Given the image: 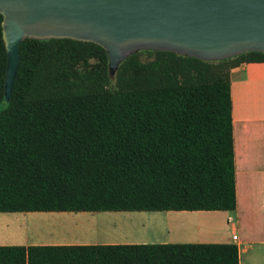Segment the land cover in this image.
<instances>
[{
    "label": "trees",
    "instance_id": "1",
    "mask_svg": "<svg viewBox=\"0 0 264 264\" xmlns=\"http://www.w3.org/2000/svg\"><path fill=\"white\" fill-rule=\"evenodd\" d=\"M0 14V212L235 210L232 69L142 49L110 71L72 38L20 44L6 101ZM0 264H240L235 243L0 245Z\"/></svg>",
    "mask_w": 264,
    "mask_h": 264
},
{
    "label": "water",
    "instance_id": "2",
    "mask_svg": "<svg viewBox=\"0 0 264 264\" xmlns=\"http://www.w3.org/2000/svg\"><path fill=\"white\" fill-rule=\"evenodd\" d=\"M11 100L27 38H72L103 46L115 74L142 49L204 60L264 52V0H0Z\"/></svg>",
    "mask_w": 264,
    "mask_h": 264
},
{
    "label": "crops",
    "instance_id": "3",
    "mask_svg": "<svg viewBox=\"0 0 264 264\" xmlns=\"http://www.w3.org/2000/svg\"><path fill=\"white\" fill-rule=\"evenodd\" d=\"M232 100L235 210L11 212L23 240L0 245L227 242L240 264H264V62L232 69Z\"/></svg>",
    "mask_w": 264,
    "mask_h": 264
},
{
    "label": "rangeland",
    "instance_id": "4",
    "mask_svg": "<svg viewBox=\"0 0 264 264\" xmlns=\"http://www.w3.org/2000/svg\"><path fill=\"white\" fill-rule=\"evenodd\" d=\"M16 215L19 214L0 212V244L21 242L23 240L20 233L16 231V226L18 227Z\"/></svg>",
    "mask_w": 264,
    "mask_h": 264
},
{
    "label": "built area",
    "instance_id": "5",
    "mask_svg": "<svg viewBox=\"0 0 264 264\" xmlns=\"http://www.w3.org/2000/svg\"><path fill=\"white\" fill-rule=\"evenodd\" d=\"M238 236L237 235H234V240H237Z\"/></svg>",
    "mask_w": 264,
    "mask_h": 264
}]
</instances>
